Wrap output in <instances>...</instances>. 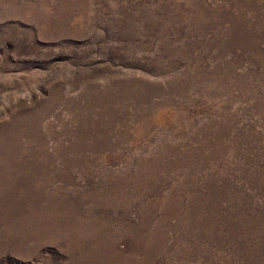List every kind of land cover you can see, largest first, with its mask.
I'll return each mask as SVG.
<instances>
[{
    "label": "rangeland",
    "instance_id": "374dc122",
    "mask_svg": "<svg viewBox=\"0 0 264 264\" xmlns=\"http://www.w3.org/2000/svg\"><path fill=\"white\" fill-rule=\"evenodd\" d=\"M0 264H264V0H0Z\"/></svg>",
    "mask_w": 264,
    "mask_h": 264
}]
</instances>
